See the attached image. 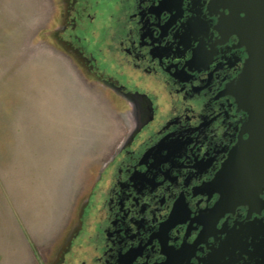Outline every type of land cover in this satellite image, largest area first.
<instances>
[{"label":"flooded vegetation","instance_id":"af4514ba","mask_svg":"<svg viewBox=\"0 0 264 264\" xmlns=\"http://www.w3.org/2000/svg\"><path fill=\"white\" fill-rule=\"evenodd\" d=\"M52 3L48 39L128 122L53 264H264V152L240 104L264 2Z\"/></svg>","mask_w":264,"mask_h":264},{"label":"rangeland","instance_id":"374dc122","mask_svg":"<svg viewBox=\"0 0 264 264\" xmlns=\"http://www.w3.org/2000/svg\"><path fill=\"white\" fill-rule=\"evenodd\" d=\"M52 13L0 0V264H53L120 142L117 108L48 39Z\"/></svg>","mask_w":264,"mask_h":264},{"label":"water","instance_id":"95a60500","mask_svg":"<svg viewBox=\"0 0 264 264\" xmlns=\"http://www.w3.org/2000/svg\"><path fill=\"white\" fill-rule=\"evenodd\" d=\"M248 2L249 0H245ZM264 2V0H262ZM243 78L248 75L251 78L250 65L246 66ZM255 81L248 79L241 90V108L247 113V129L249 133L248 144L251 148L257 149L258 154L264 152V71ZM246 79V78H245Z\"/></svg>","mask_w":264,"mask_h":264},{"label":"crops","instance_id":"0c3cea01","mask_svg":"<svg viewBox=\"0 0 264 264\" xmlns=\"http://www.w3.org/2000/svg\"><path fill=\"white\" fill-rule=\"evenodd\" d=\"M116 111L118 112V114H116V117L114 118V125L118 128L117 131H119L118 134L119 135V138L121 140V138L123 137V135L126 133L127 131V128H128V122H127V119L126 117L122 114V111L116 109ZM120 113L122 115H120ZM122 136V137H121ZM116 148V147H115ZM114 148V149H115ZM113 152V151H112Z\"/></svg>","mask_w":264,"mask_h":264}]
</instances>
